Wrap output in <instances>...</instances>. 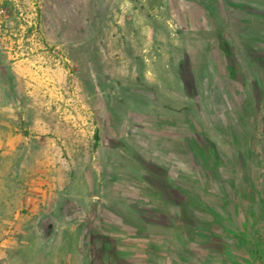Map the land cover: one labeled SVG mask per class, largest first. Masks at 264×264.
<instances>
[{"label":"rangeland","instance_id":"rangeland-1","mask_svg":"<svg viewBox=\"0 0 264 264\" xmlns=\"http://www.w3.org/2000/svg\"><path fill=\"white\" fill-rule=\"evenodd\" d=\"M0 6L52 59L18 81L38 137L2 161L24 202L6 262L225 264L241 227L263 249L264 0Z\"/></svg>","mask_w":264,"mask_h":264},{"label":"crops","instance_id":"crops-1","mask_svg":"<svg viewBox=\"0 0 264 264\" xmlns=\"http://www.w3.org/2000/svg\"><path fill=\"white\" fill-rule=\"evenodd\" d=\"M7 22L12 24V19H8ZM12 31L11 35L0 32V264H13L9 261L6 262L5 256L10 251L9 247H14L16 237L22 231V221L24 220L22 194L19 193L17 198V187L13 183L10 184L9 190L14 192V199L7 198L6 175L9 169L13 168V163L6 161L2 164V161L21 158L22 153L16 150V144L30 137H38V135L22 134L18 129L16 96L21 91L18 81L21 76L31 78L32 73L39 69L43 74H49V71L52 70L51 57L47 51H39L40 46L37 41L28 37L23 40ZM27 91L28 93L32 92L31 89ZM40 122H42L40 126L42 129L37 132L45 135L49 132V128L45 129V126L48 127V121L41 119ZM34 207L36 206L33 202H30L29 205L26 204V208L33 209ZM239 222L241 223L242 220L240 219ZM233 230H235L233 233L237 235L239 242L236 243L237 246L234 243L233 248L229 244L228 259L225 264H264L262 241L256 243L263 246V249L246 247L247 229L241 227L240 230L235 228Z\"/></svg>","mask_w":264,"mask_h":264},{"label":"built area","instance_id":"built-area-1","mask_svg":"<svg viewBox=\"0 0 264 264\" xmlns=\"http://www.w3.org/2000/svg\"><path fill=\"white\" fill-rule=\"evenodd\" d=\"M5 12V10H4V8H2L1 6H0V14H3ZM22 13L20 12V15H21ZM3 28V30H4V32H8V33H10V31L11 30H9V29H7V28H4V26H3V22L2 21H0V29H2Z\"/></svg>","mask_w":264,"mask_h":264},{"label":"trees","instance_id":"trees-1","mask_svg":"<svg viewBox=\"0 0 264 264\" xmlns=\"http://www.w3.org/2000/svg\"><path fill=\"white\" fill-rule=\"evenodd\" d=\"M95 139L97 140L98 139V137H97V135L95 134Z\"/></svg>","mask_w":264,"mask_h":264}]
</instances>
